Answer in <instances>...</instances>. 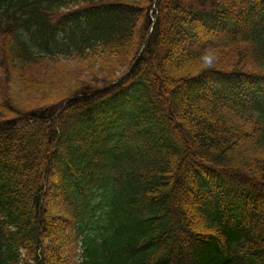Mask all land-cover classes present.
Segmentation results:
<instances>
[{
    "label": "trees",
    "instance_id": "trees-1",
    "mask_svg": "<svg viewBox=\"0 0 264 264\" xmlns=\"http://www.w3.org/2000/svg\"><path fill=\"white\" fill-rule=\"evenodd\" d=\"M0 264H264V0H0Z\"/></svg>",
    "mask_w": 264,
    "mask_h": 264
},
{
    "label": "rangeland",
    "instance_id": "rangeland-1",
    "mask_svg": "<svg viewBox=\"0 0 264 264\" xmlns=\"http://www.w3.org/2000/svg\"><path fill=\"white\" fill-rule=\"evenodd\" d=\"M56 55L58 59H60L61 61L68 62L70 64L81 62V59L78 56H76L73 51H70V52H67L65 50L57 51ZM92 76L100 78V76L98 75L96 76V74H93Z\"/></svg>",
    "mask_w": 264,
    "mask_h": 264
}]
</instances>
